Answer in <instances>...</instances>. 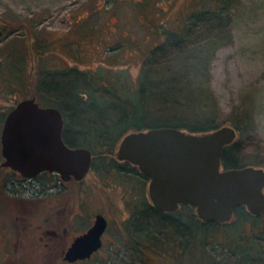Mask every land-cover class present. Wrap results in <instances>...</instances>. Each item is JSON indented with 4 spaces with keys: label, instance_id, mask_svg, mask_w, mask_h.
Masks as SVG:
<instances>
[{
    "label": "rangeland",
    "instance_id": "1",
    "mask_svg": "<svg viewBox=\"0 0 264 264\" xmlns=\"http://www.w3.org/2000/svg\"><path fill=\"white\" fill-rule=\"evenodd\" d=\"M201 8L195 0H0V51L6 52L27 36L25 29L8 33L1 22L11 18L30 22L34 26L33 36L40 42L47 38L55 51L50 55L58 64L65 68L76 65L80 71H95L93 76L102 72L110 78L106 82L99 80L95 88L91 85L86 88L93 90L106 105L100 114L105 121L116 118L121 108L132 112L130 101L119 100L112 90H119L127 99L142 85L147 88L146 95L156 101L139 107L144 123L158 119V122L177 120L183 125L220 126L232 125L238 117H243L244 129L237 134L236 162L264 168V164L255 161L264 162V0H234L223 14L199 20L192 12ZM28 73L22 86L14 84L13 88L0 82V136L2 113L22 99L23 91L32 94L35 90L33 81H28ZM64 79L59 83L70 80ZM77 80L81 87L85 84L82 77ZM231 118L237 119L231 121ZM111 176L91 169L82 180L69 179L62 185L65 179L44 175V182L53 184L54 188L61 186L64 192L59 194V200L50 197L51 203L42 198L43 203L51 204L53 211L52 217L42 218L39 225L29 223L33 216L26 213L15 219L10 214L12 209L6 210L3 203L0 219L5 217L6 223L11 226L12 222L17 223L21 229L14 228L15 238L11 240L0 229V264H65L59 256L55 257L64 238L41 239L43 228L55 223L62 230L67 225L69 233L75 234L88 227L95 212H102L108 219L104 242L87 260L74 264H118L123 258L138 260V252L126 242L131 235L126 227L131 228L124 224L144 191L141 192L138 180L128 174L119 177L127 180L124 185ZM26 185L27 182H19L15 188L26 190ZM146 186L147 183L144 189L148 196ZM0 190L4 192L2 184ZM66 200L68 210L79 209L82 215L76 212L69 221L62 212H55ZM45 213L42 211L41 216ZM231 219L230 224L217 228L216 238L205 245L203 263L183 260L177 264H264V216H259L256 224L246 218L242 225L236 215ZM252 231L258 235L253 236ZM44 240L48 242L43 244ZM6 250L11 251L9 259ZM164 255L166 260L173 258Z\"/></svg>",
    "mask_w": 264,
    "mask_h": 264
},
{
    "label": "trees",
    "instance_id": "2",
    "mask_svg": "<svg viewBox=\"0 0 264 264\" xmlns=\"http://www.w3.org/2000/svg\"><path fill=\"white\" fill-rule=\"evenodd\" d=\"M195 2L199 3L202 8L192 12V15L199 20H203L205 17L214 18V16L223 14L226 9L232 6L234 0H195ZM1 23L3 29L8 33L12 34L15 31L19 33V31L25 29L26 31L24 33L27 36L24 35L20 39L21 42L16 41V45L8 48L6 52H4L5 50L0 51V82L10 84L13 88L15 86L14 84L22 86L25 84L23 80L27 77V71H29L28 81H33L35 90L32 94L30 91H23L20 94L22 98H26L31 94L41 105H53L61 110L64 117V127L62 130L64 141L72 147L86 146L90 149L92 157L91 169L98 170L104 174H112L111 177L121 181V185L128 182L119 177L128 174L138 180L141 185V192L144 191V195L141 193L143 196H140V203L136 206L135 211L130 213V219L125 220L126 224H124L125 227L129 225L131 228L126 227L127 231L131 233V235H128L126 242H128L130 249L138 252L139 259L127 261L123 258V260L117 262L118 264H138L139 262L141 264H177L183 260H187L189 263L198 260V262L203 263V258L206 257L205 245L216 238L217 234L215 231L217 228L230 224L231 218L234 215H236V218H238L242 225L245 224L246 218L253 219V224H256L259 221V216H264V210L252 214L243 205L236 206L230 220L223 222L202 220L196 214L194 205L190 203L180 204L173 211L165 212L158 210L152 205L151 200L146 195L144 189L147 181L145 174L140 172L137 165L127 160L116 159L114 151L118 146L119 140L130 130H146L151 127H162V125L176 126L193 132H205L219 125L214 126V124L209 123L203 126L198 124L183 125L177 120L158 122V119H151L150 123H144L141 109L149 102L153 104L156 101L151 96L146 95L145 89L147 88L142 85H139L136 91L127 99L123 98L119 90H112L114 96L119 98V100L130 101L132 112H126L121 108V112L118 113L116 118L112 121H105V118H102L100 114H102L106 105L94 95L93 90H87L86 88L90 85L92 86L91 88H95L100 84L99 80L106 82V80L110 81V78L101 71L98 76H93L95 71H91L90 69L80 71L76 65H71L69 68L75 69L72 71L60 63L58 64V61L54 60L55 58L50 55L53 48L50 47L47 38L42 43L33 36L35 31L31 29L34 26L29 24L30 22H19L11 18ZM17 37L21 36L18 35ZM20 45L22 46L19 47ZM69 73L71 76L68 75ZM70 77L72 78L70 79ZM77 77H82L86 85L82 84L81 87ZM61 78H68L70 80L67 83H59ZM64 80L67 81V79ZM28 84L30 83L28 82ZM63 84H65L64 88H61ZM110 85L114 87V84ZM85 93L86 97L84 98L82 95ZM155 105L159 106L161 104ZM14 106L15 104L10 109ZM141 106L142 108L140 109L139 107ZM7 112L4 111L2 113L1 120L3 122ZM95 116L96 118H94ZM238 118L240 119L235 118L237 119L236 122H232V125L237 128V134L241 133L244 129L241 123L243 117ZM235 119L231 118V121H235ZM237 142L236 135L233 141L226 144L221 151V160L226 168L239 167L244 164L240 165L236 162L238 152ZM255 161H257L256 163L258 165L264 164L261 160ZM9 172L12 174L11 176L22 177L20 172L15 170L10 169ZM52 177L58 180L62 179L58 173H52ZM4 185L3 189L5 188ZM126 187L125 189H130L128 185ZM238 229L243 231L242 228ZM251 233L253 236L258 235L253 231ZM212 244L215 245L216 243ZM164 254L173 255L175 260L172 261L173 258L171 260L164 259ZM160 258H163L165 261L160 260ZM213 261L217 262L218 260Z\"/></svg>",
    "mask_w": 264,
    "mask_h": 264
},
{
    "label": "water",
    "instance_id": "3",
    "mask_svg": "<svg viewBox=\"0 0 264 264\" xmlns=\"http://www.w3.org/2000/svg\"><path fill=\"white\" fill-rule=\"evenodd\" d=\"M1 150L8 165L22 176L57 172L62 179H82L92 157L84 146H69L62 136L64 117L59 108L44 106L34 96L22 98L5 115ZM237 135L233 125L193 132L162 125L130 130L118 142V159L131 161L150 177L148 195L158 210L191 203L205 221H228L236 206L250 213L264 210V168L244 165L221 169V151ZM107 219L98 212L87 231L68 247L64 259L89 257L101 244Z\"/></svg>",
    "mask_w": 264,
    "mask_h": 264
},
{
    "label": "flooded vegetation",
    "instance_id": "4",
    "mask_svg": "<svg viewBox=\"0 0 264 264\" xmlns=\"http://www.w3.org/2000/svg\"><path fill=\"white\" fill-rule=\"evenodd\" d=\"M117 148H118V146H117ZM116 152H117V150H116ZM115 156H116V153H115ZM116 158H117V156H116ZM3 160H4V157L2 158V160H0V183L2 184V186L5 184L4 185L5 191L3 192V191L0 190V206L4 203V206H5V209L6 210H8V208L12 209V213H10V212L9 213L11 215H13V217L15 219L18 218L17 216L20 213H26L29 216H33L32 217L33 220H31L29 223H31V222H37L36 224H38V225L42 222V218L45 219V220H48L50 217H52L50 215L51 212L53 211L52 208L50 207L51 204L50 205H46L45 203H43V201H42L43 199L42 198L44 197L45 199H47L48 202L51 203V198L50 197L56 196L57 199L59 200V194H61L64 191L60 188L61 186L59 188L58 187L54 188L55 186H53V184H50L48 182H44L43 176L44 175L45 176H48V178L51 179V174L52 173L53 174H56L57 172H55V171L50 172L48 170H44L46 172L43 173V171H40V173H38L35 176H29V177H24V176H22V177L11 176L12 174H10L9 171L12 168L9 167L8 165H6V166L2 165ZM117 160H125V159H118L117 158ZM220 163H221V169H225L226 167H225V165H224V163H223L222 160H221ZM244 165H247V164H243V166ZM250 165H252V164H250ZM243 166H239V167H243ZM12 170L14 171V169H12ZM90 170H91V168H89L88 172ZM145 177H146V180H147L146 183H147V186H148L150 177H148L146 174H145ZM70 179H73V178H70ZM82 179H75L74 178V180H82ZM19 182H21V183L27 182L28 183V185H26L27 187H25L26 190H21L19 188H15V186H17V184ZM65 182H66V180L63 183H65ZM10 183L12 184L13 187H11ZM63 183H62V185H63ZM1 184H0V187H1ZM147 186H146V188H147ZM147 193H148V189H147ZM61 201H63V198L61 199ZM66 202H67V200L64 202V205L63 206H57L56 209H55V212L56 211L58 213L59 212H62L61 215L65 216L66 219L68 217V220L69 221H70L71 216L75 217L77 214L82 215L79 209L76 211L77 213L75 211H73L74 210L73 208L71 210H68V204ZM180 204H185V203H180ZM59 209H61V211ZM194 209H195V205H194ZM42 211L43 212H46L45 213V216H41ZM166 211H173V210H166ZM195 211H196V209H195ZM75 213H76V215H75ZM97 214L98 213L95 212L93 221H94L95 216ZM196 214H197V212H196ZM233 214H234V212H233ZM106 219H107V217H106ZM0 220H1L0 221V229L3 231V233L5 234V232H6L7 236H9V239L10 240L13 239V238H15L13 232H15L14 231V228H19L18 225H17V223H13L12 222V226H11L10 224L6 223L8 221L7 218L3 217ZM93 221L88 225V227H86L85 229H82V230L78 231L75 234L69 233L70 230H69V227L67 225H65L62 230L55 223H54L53 226L47 225V226H45L43 228L42 233L40 234L39 237L42 239V237L44 238V236H45L46 238H49V239H52V240L53 239L55 240V239L60 238V237H63L64 238V242L59 247V250H56L55 251V257L59 256L60 257V260H62L63 263H65V264H74V263H77L78 261H81V260H87V258H89L90 256H92L93 254H95L97 251L100 250V248H101L100 246L104 242V233H105V231H106V229H107V227L109 225L108 224V219H107V227L104 229V231L100 235L101 236V244H100V246H99V248L97 250H94L93 252H91L90 255H89V257H86V258H78L75 261H71V260H68V259L67 260L64 259V255H65L66 251L68 250V247L73 242V240L76 238V236L79 235V234H81V233H83V232H85V231H87V229L89 228V226H91V224L93 223ZM20 229L21 228H19V230ZM7 236L4 235L3 237L5 238ZM6 240L8 241V238ZM10 240L8 242H10ZM47 242L48 241L44 240L43 241V244H46ZM50 243H52V242H50ZM7 253L10 254L11 251L10 252L7 251ZM53 253L51 252L50 254L52 255ZM43 256H46V255L45 254L44 255L42 254V257ZM10 257H11V254L7 258L9 259Z\"/></svg>",
    "mask_w": 264,
    "mask_h": 264
}]
</instances>
